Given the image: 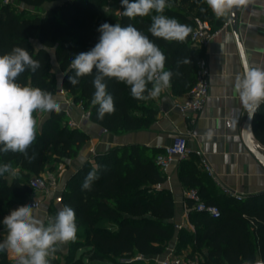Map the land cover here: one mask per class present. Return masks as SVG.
Segmentation results:
<instances>
[{
	"label": "trees",
	"instance_id": "obj_1",
	"mask_svg": "<svg viewBox=\"0 0 264 264\" xmlns=\"http://www.w3.org/2000/svg\"><path fill=\"white\" fill-rule=\"evenodd\" d=\"M32 7L33 13L19 11L13 0H0V55L14 47L29 51L41 67L32 73L26 70L17 78L23 86L38 87L55 93L56 74L52 71L53 57L63 72L62 88L90 111V120L116 134L146 129L153 122L156 109L147 100H138L131 95L130 86L115 78H106L107 92L113 95L115 112L98 119V105L91 103L94 94L93 74L78 78L73 86L68 70L75 55L91 50L99 41L101 24L119 23L122 27L132 25L152 40L165 54V70L172 72L171 88L182 95L190 90L196 79L197 62L203 56L202 49H195L190 33L185 41H166L152 36L148 31L152 12L145 17L129 18L103 9L106 0H16ZM46 3L50 5L44 7ZM163 15L176 18L180 23L194 28L195 17L208 20L214 29L225 23L216 18L203 0H168ZM42 8V9H41ZM201 8L205 11L201 12ZM190 63H182L183 60ZM151 87V84H149ZM36 117V111L33 113ZM70 116L65 109L51 112L42 124L36 139L29 147V155L35 160L29 163L20 153L0 152V165L19 167L18 175L10 172L0 176V219L12 206L22 203L33 193L32 177L40 176L51 161H64L79 155L90 139V134L81 127L69 124ZM255 134L264 143V108L257 114ZM154 154L140 144L113 146L95 155L94 162H86L67 181L62 193L63 205L70 206L76 214L77 233L85 228L90 246L87 258L94 264L112 261L118 255L139 252L144 255H162L175 235L172 217L175 203L170 192L152 187L163 184L165 176L156 164ZM190 172L182 175L188 188H195L202 195L209 177L198 165V155L190 153ZM97 169L98 179L91 190H82V184L90 171ZM206 183V184H205ZM221 209L219 218H212L193 207L188 199L189 217L195 226L191 233L185 228L178 230L179 239L195 241L200 251L206 249L203 264H253L264 261V192L244 196L241 200L224 202L206 200ZM52 218L57 209L50 207ZM76 233V234H77ZM77 243L74 249L82 245ZM72 247V246H71ZM69 248V251L72 248ZM0 264H14L8 260L6 251L0 252ZM50 264H62L54 257ZM69 264H87L84 257Z\"/></svg>",
	"mask_w": 264,
	"mask_h": 264
},
{
	"label": "crops",
	"instance_id": "obj_2",
	"mask_svg": "<svg viewBox=\"0 0 264 264\" xmlns=\"http://www.w3.org/2000/svg\"><path fill=\"white\" fill-rule=\"evenodd\" d=\"M216 29L218 32L206 46L203 48L193 46L195 49L203 50L210 69L209 95L203 109L199 112L182 113L174 103L187 92L182 95L175 94L170 85L162 91L160 97L147 100L156 109L154 120L150 126L124 134L112 133L91 120L82 123L81 104L75 103L73 96L68 91L61 92L63 72L56 59H53L52 71L59 76L57 77V90L52 95L61 103L63 109L69 110L70 119L81 123L79 127L90 134V139L76 157L64 161H51L47 164L41 173V176L48 178L47 189L32 193L42 200L41 209L35 211L37 218L47 224L48 215L52 216L49 211L50 207H55L58 212L64 206L62 193L68 179L86 162H94L96 154L105 152L113 146L130 144L143 145L154 154L156 150L169 145L180 133L187 134L190 153L198 152L204 156L215 173V177L210 176L202 167L198 156L199 167L209 177V183H205L206 190L200 195L201 197L215 202L236 199L225 193L224 186L243 197L264 192V166L248 149L243 140L242 130L247 113L241 105L239 94L234 85L237 76L244 72V66L230 19L217 26ZM237 29L248 65L264 67V0H251L248 6L237 10ZM48 115L49 113H46L39 122L37 133L40 132ZM262 144L264 143L262 142ZM190 165L192 164L188 159L183 160V158L177 157L166 170H162L165 176L162 188L170 192L175 203L172 221L176 232L165 253L145 255L146 263L150 260L156 262L158 258L171 250L177 254L200 253L204 256L206 253V249L202 251L195 249L197 245L194 240L180 245L184 241H181L178 235V230L181 228H185L191 233L195 232V226L189 217V198L186 195L189 188L182 181V175L190 172ZM19 172L20 168L14 167L11 169L10 175L15 176ZM156 185L152 186L154 190L157 189ZM81 229L86 237V229L79 228V230ZM79 238L82 237H76V239ZM81 244L76 252L77 258L83 256L87 258L90 246L85 243ZM6 254L8 260L16 264L15 258L7 251ZM138 254L140 253L134 252L127 255L133 258Z\"/></svg>",
	"mask_w": 264,
	"mask_h": 264
},
{
	"label": "clouds",
	"instance_id": "obj_3",
	"mask_svg": "<svg viewBox=\"0 0 264 264\" xmlns=\"http://www.w3.org/2000/svg\"><path fill=\"white\" fill-rule=\"evenodd\" d=\"M203 2L216 18L228 20L235 9L248 6L251 0ZM121 3L123 15L129 18L155 13L148 28L154 37L183 42L191 32L188 25L163 15L165 8L172 6L168 0H121ZM203 11L205 9L201 8ZM97 30L100 33L98 43L91 50L75 55L68 70L75 73L69 76L70 83L75 86L79 83L78 78L93 74L95 69V91L91 103L99 106L98 119L115 112L114 97L107 92L106 78H115L130 86L131 95L138 100L156 99L170 87L173 74L165 70V54L147 35L131 24L122 27L119 23L105 22ZM190 62L187 59L182 61ZM40 67V61L19 46L0 55V152L23 154L29 163L36 158L35 154L30 156L28 153L37 132L33 113L37 110L59 113L62 109L51 92L17 82L26 70L35 73ZM234 87L251 119L264 103V67L245 66ZM11 169V164L0 165V176ZM97 179V169H93L86 176L82 190H91ZM37 217L33 205H23L3 218L7 234L0 242V252L10 253L16 264H50L51 258L63 245L76 239V214L72 207L63 206L47 224Z\"/></svg>",
	"mask_w": 264,
	"mask_h": 264
},
{
	"label": "built area",
	"instance_id": "obj_4",
	"mask_svg": "<svg viewBox=\"0 0 264 264\" xmlns=\"http://www.w3.org/2000/svg\"><path fill=\"white\" fill-rule=\"evenodd\" d=\"M103 9L107 12H115L117 14H121V12L124 10L122 7L121 0H106ZM194 21L195 25L190 32V40L193 46L203 48L212 40V38L218 31L217 29H214L212 24L206 19L195 17ZM209 76V65L205 56L203 55L197 62L196 79L193 86L190 88L189 91H187L185 95L175 101V107H177L184 114L201 111L209 95ZM64 91L66 90L62 88L61 92ZM81 108L82 123H86L90 120V111L85 109L82 105ZM66 111L69 114V110ZM69 124L73 127H79L81 125V123L73 119L69 120ZM187 138V134L180 133L174 137L173 141L169 145H166L160 149V152L155 158V162L161 170H166L175 158H185L189 156L190 150L188 147ZM196 154L200 157V162L204 170L210 176L215 177L213 168L208 162V160L198 152ZM30 186L32 187L33 192L46 190L48 187V178L41 175L32 177L30 180ZM156 188L161 189L162 184L158 183L156 185ZM224 191L225 193L234 196L238 200H241L243 198L242 195L225 186ZM186 195L189 199L193 201V207L197 211L204 212L212 218H219L221 216L220 207L216 204L208 203L203 200L197 189L189 188L186 192ZM23 205H33L34 211H37L42 207V200L39 197L31 195L22 203L15 204L6 214H4L0 219V242L5 239L6 235V229L2 224L3 218L8 215L11 210H14L19 206ZM47 219L51 220L52 216L48 215ZM145 259L146 256L140 253L137 256L131 258L130 262L144 261ZM203 261L204 258L199 259L196 256H192L190 254H177L172 250L156 260L157 264H203Z\"/></svg>",
	"mask_w": 264,
	"mask_h": 264
},
{
	"label": "rangeland",
	"instance_id": "obj_5",
	"mask_svg": "<svg viewBox=\"0 0 264 264\" xmlns=\"http://www.w3.org/2000/svg\"><path fill=\"white\" fill-rule=\"evenodd\" d=\"M13 5L14 7L19 10V11H22V10H25L27 14H32L33 13V8L32 7H29L27 6L26 4L24 3H21V2H18L16 0H13ZM50 5V3H46L44 5V7ZM42 9V8H41ZM54 59V57H53ZM59 75H56V78L58 77ZM45 112H41L39 110L36 111V121H37V129H38V124L39 122L41 121V119H43V117L45 116ZM38 132V131H37ZM36 132V133H37ZM51 162V160H49ZM13 207V206H12ZM11 207V208H12ZM10 208V209H11ZM85 235H83V230H79V232L76 234V237H82V238H79V239H76L75 241H69L67 242L65 245L62 246V248L57 251L54 255V258L62 263V264H69L70 262H74L75 259L77 258V254L75 255L74 254V249L75 247L77 246V243L79 242H86L87 240V237H84ZM82 240V241H81ZM72 246V247H71ZM72 248L70 251H69V248ZM68 248V249H67ZM185 253V252H184ZM186 254H189V253H186ZM192 256H196L197 258L199 259H202L204 258V256H202L200 253L199 254H191ZM86 260V263L87 264H94V262H90L86 256H83ZM131 260V256L130 255H118V256H115L112 258V261H106L104 263H98V264H156V262L154 260H150L148 261L147 263L144 261H136L134 263L130 262Z\"/></svg>",
	"mask_w": 264,
	"mask_h": 264
},
{
	"label": "water",
	"instance_id": "obj_6",
	"mask_svg": "<svg viewBox=\"0 0 264 264\" xmlns=\"http://www.w3.org/2000/svg\"><path fill=\"white\" fill-rule=\"evenodd\" d=\"M237 10H234V14H232L230 16V22L233 28V32L237 41V45H238V49L242 58V62H243V66H244V70H245V66H249L248 65V61H247V57L245 54V50L243 47V44L240 40V36L238 33V29H237ZM264 108V103H261L259 109L256 111V113L254 114V116L250 119L248 114L246 116V119L244 121L243 124V140L244 143L246 144V146L248 147V149L255 155V157L261 162V164L264 166V144H262L261 141H259V139L256 137L255 134V122H256V118H257V114L259 113V111H261ZM253 264H264V261L262 260H258Z\"/></svg>",
	"mask_w": 264,
	"mask_h": 264
}]
</instances>
